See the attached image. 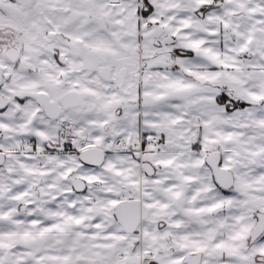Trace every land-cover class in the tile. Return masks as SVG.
I'll use <instances>...</instances> for the list:
<instances>
[{"label":"snow or ice","instance_id":"obj_1","mask_svg":"<svg viewBox=\"0 0 264 264\" xmlns=\"http://www.w3.org/2000/svg\"><path fill=\"white\" fill-rule=\"evenodd\" d=\"M0 264H264V0H0Z\"/></svg>","mask_w":264,"mask_h":264}]
</instances>
